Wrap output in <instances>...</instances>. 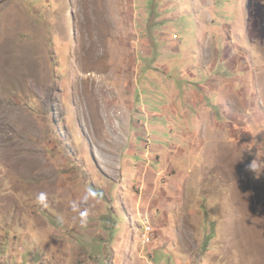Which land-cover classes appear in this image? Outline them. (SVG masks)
Wrapping results in <instances>:
<instances>
[{"label":"rangeland","instance_id":"obj_1","mask_svg":"<svg viewBox=\"0 0 264 264\" xmlns=\"http://www.w3.org/2000/svg\"><path fill=\"white\" fill-rule=\"evenodd\" d=\"M0 264H264V0H0Z\"/></svg>","mask_w":264,"mask_h":264},{"label":"crops","instance_id":"obj_2","mask_svg":"<svg viewBox=\"0 0 264 264\" xmlns=\"http://www.w3.org/2000/svg\"><path fill=\"white\" fill-rule=\"evenodd\" d=\"M235 35H238V34L235 33ZM252 75L254 76V78H253V81H254L256 73L253 71H249L248 76H250L252 78ZM242 83L243 84L245 83L244 80H242ZM252 95H253V92H252ZM195 103L197 106L198 102H195ZM238 104H240V101L237 102L235 106H237ZM238 114L239 113L233 114V115L237 116V122L239 124V125H235L236 128L238 130L242 129V131L244 132V134H243L244 136L246 135V132L251 133L248 137L249 139H251V143L249 142L251 149H261L258 146H257L258 148H256L254 146V144H256V143L253 139L255 137V135L252 134V133H254V132H252L253 127L252 126L247 127V129L245 126L241 127L242 126L241 124H243V120H245V118H244V115L241 114V116H239ZM207 120L210 121L209 117H205V116L202 117L200 115H197L193 120L195 129L192 133V139L194 140L196 137H200V139L202 141V144L199 145L198 147L201 146V149H228V146H230V145L232 146V144H231L232 140L229 137L230 135L228 133L224 132V128L223 127L222 128L221 127H219V128L213 127L212 128L211 124L212 123L216 124L217 121H214V122L211 121V123H210V122H207ZM240 122H241V124H240ZM210 125H211V128H210ZM240 142L241 141H239V143ZM242 145L248 146V144L246 142H243Z\"/></svg>","mask_w":264,"mask_h":264},{"label":"clouds","instance_id":"obj_3","mask_svg":"<svg viewBox=\"0 0 264 264\" xmlns=\"http://www.w3.org/2000/svg\"><path fill=\"white\" fill-rule=\"evenodd\" d=\"M37 203L41 204L44 207H47L46 203V195L44 193H41L37 196Z\"/></svg>","mask_w":264,"mask_h":264},{"label":"built area","instance_id":"obj_4","mask_svg":"<svg viewBox=\"0 0 264 264\" xmlns=\"http://www.w3.org/2000/svg\"><path fill=\"white\" fill-rule=\"evenodd\" d=\"M145 237H147V238L145 239V242H146V243L149 242V241H150L149 237H148V236H145Z\"/></svg>","mask_w":264,"mask_h":264},{"label":"bare ground","instance_id":"obj_5","mask_svg":"<svg viewBox=\"0 0 264 264\" xmlns=\"http://www.w3.org/2000/svg\"><path fill=\"white\" fill-rule=\"evenodd\" d=\"M94 63V62H93ZM89 67H90V65H89Z\"/></svg>","mask_w":264,"mask_h":264}]
</instances>
